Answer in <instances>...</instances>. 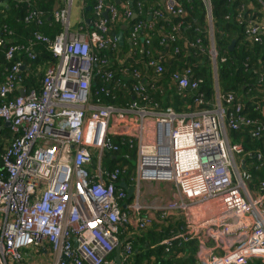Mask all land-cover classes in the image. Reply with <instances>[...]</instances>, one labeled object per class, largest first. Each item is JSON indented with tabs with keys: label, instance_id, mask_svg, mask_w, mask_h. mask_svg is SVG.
Instances as JSON below:
<instances>
[{
	"label": "built area",
	"instance_id": "obj_1",
	"mask_svg": "<svg viewBox=\"0 0 264 264\" xmlns=\"http://www.w3.org/2000/svg\"><path fill=\"white\" fill-rule=\"evenodd\" d=\"M94 1L92 33L83 31L84 20L81 27L70 29L73 0H64L53 13L61 34L50 40L33 33L34 41L46 45L56 60L45 70L40 91L19 87L20 62L9 67L0 83L2 99L17 88L24 94L0 104V124L9 123L12 133L0 157V264H117V249L119 264H134L133 243L122 235L129 228L145 232L157 216L161 221L184 218L179 231L160 244L169 251L172 242L194 240L195 264L264 262V181L258 195L248 191L250 175L235 161L243 149L231 145L226 134L252 124L251 136H264V124L240 116L241 103L228 115L232 94L219 96L212 111L190 114L169 107L156 111L135 103L119 108L92 102L93 77L105 82L113 77L106 53L117 49V41L110 26L133 15L127 6L120 12L110 1ZM201 1L210 13V0ZM85 7L81 0V11ZM164 10L175 18L184 15L179 0H164ZM30 19L27 15L24 22ZM246 26L250 40L259 42L264 17L259 23L248 20ZM142 27L138 23L130 31L133 46ZM167 39L175 41L172 35ZM20 50L33 58L28 48L9 45L5 60ZM209 53L215 57L212 49ZM147 65L162 72L158 62ZM189 74L185 70L173 80L181 90L195 92V108L207 105L201 81ZM131 77L133 94L145 101L143 80L136 70ZM260 83L264 85L262 77ZM113 137H119L118 144ZM121 145L136 153L128 182L122 179L124 170L102 165L103 155L118 154ZM122 182L133 188L129 203H124ZM145 183L168 184L170 195L145 202Z\"/></svg>",
	"mask_w": 264,
	"mask_h": 264
},
{
	"label": "trees",
	"instance_id": "obj_2",
	"mask_svg": "<svg viewBox=\"0 0 264 264\" xmlns=\"http://www.w3.org/2000/svg\"><path fill=\"white\" fill-rule=\"evenodd\" d=\"M107 1L116 4V0ZM179 1L184 15L180 18L174 17L170 23L164 20L165 13H162L160 18L155 14L162 11V0H119L116 4L117 9L122 12V6H127L133 15L125 22L118 21L110 26L112 34L121 31L123 45L117 43L116 50L112 49L106 53L113 77L108 82L100 76L93 77L90 87L92 102L97 101L103 106L119 108H127L135 103L137 106L156 111L170 107L176 113H187L191 110L188 107L193 106L195 92L181 90L173 81V75L182 76L185 70H189L191 79H199L202 82L200 93L209 104L199 109L214 106L215 82L209 54L211 42L207 27V11L201 0ZM94 2L84 0L85 5L91 8ZM4 3H7L6 6ZM63 5L64 0L31 2L0 0V40L4 41L0 46V73L3 72V76L0 75V83L3 82L9 67L15 62H20L23 69L19 72L22 77L19 87L25 92L40 91L45 70L54 65L56 60L46 45L34 41L33 33H39L50 40L61 34L63 28L55 21L53 13L56 8H62ZM262 5L264 0H210L219 94L221 96L232 94L234 97L233 101L226 105V112L228 115L234 113V105L241 103L243 107L239 112L240 116L264 124V85L260 83L261 77L264 81V32L259 34V42L250 40L246 32L248 20L259 23L263 19ZM85 8L82 10L84 20L82 27L84 32L90 34L93 31L90 24L95 16L92 10L86 11ZM27 15H30L31 19L26 23L24 19ZM149 15L155 17V20L148 21ZM179 22L181 25L178 31H172ZM138 23L143 27L136 45L133 46L131 42L125 43L127 39L124 38L129 39L132 27ZM78 27H81V23L71 25L70 29L76 30ZM168 35L174 36L175 41L169 42ZM231 42H234V46L229 50ZM9 45L28 48L33 58L30 59L25 51L20 50L11 61H6L4 56ZM91 49L95 55L100 56L101 51L93 46ZM175 50L178 51L175 53ZM166 54L171 56L170 60L166 59ZM222 59L224 61H221ZM149 61L158 62L162 72L158 73L154 67L147 65ZM134 70L140 80H143L147 96L145 101L137 98L132 92L135 81L131 74ZM18 90L19 88L15 89L5 99L0 98V104L19 95ZM222 104L225 105L224 102ZM253 128L252 124L241 125L236 131L229 129L227 135L231 144L241 145L243 149L238 157L245 156L244 168L250 175V180L246 182L248 189L260 192V184L264 181V136L252 137ZM112 139L116 144L120 141L119 137ZM6 145L3 146L0 142V157ZM119 147L118 154L103 155L102 165L109 170L114 168L124 170V175L121 176L128 182L129 177L134 174L136 153L134 148L127 145ZM248 152L252 158H249ZM256 155L260 156L259 160ZM164 223H168L164 229L157 230L160 227L157 224L140 233L133 241L136 250L134 264H142L143 261L144 264H195L194 253L197 244L194 240L172 242L169 252L163 245L156 246L158 242L176 233L181 226V222L172 217L165 219ZM248 264L264 263L254 260Z\"/></svg>",
	"mask_w": 264,
	"mask_h": 264
},
{
	"label": "crops",
	"instance_id": "obj_3",
	"mask_svg": "<svg viewBox=\"0 0 264 264\" xmlns=\"http://www.w3.org/2000/svg\"><path fill=\"white\" fill-rule=\"evenodd\" d=\"M11 1H13V2H15V1H23V2H31L32 0H11ZM74 1V0H73ZM80 1L81 0H77V13H76V17H75V19H74V21L73 22H71V25L72 26H74V25H77V24H79L82 20H83V16H82V11H81V9H80ZM8 2H9V0H8ZM5 4V6H6V4L7 3H4ZM55 6H57V4L55 5ZM161 7H162V11H158V12H155V14H156V16L158 17V18H160V17H162L161 15H162V13H165V15H164V20L165 21H169L170 23H171V21L173 20V16H170L169 14H167L166 13V11L164 10V0H162V2H161ZM155 17H153L152 15H149L148 16V21H151L152 19L153 20H155L154 19ZM167 27V26H166ZM165 27V28H166ZM124 36V35H123ZM124 39H127L126 41H125V43L127 42H129V40H128V37H125ZM123 42V41H122ZM129 44V43H128ZM121 45H123V43L121 44ZM184 57H187V56H184ZM166 59H168V60H170L171 59V56H169L168 54H166ZM169 63V62H168ZM170 64V63H169ZM0 75H1V77L3 76V72H1L0 73ZM123 78H124V74H123ZM4 80H5V77H4ZM3 80V81H4ZM175 82V81H174ZM176 83V82H175ZM215 101H216V98H215ZM191 107H188V109H190ZM263 118H264V111H263ZM11 139H12V133H11V131H10V128L6 125V124H2L1 126H0V142L3 144V146H5L6 144L8 145L9 144V142L11 141ZM231 144V143H230ZM6 145V146H7ZM247 155H251L249 152L247 153ZM249 158H252L251 156L249 157ZM258 160V159H257ZM235 161H236V163H237V165H238V167H239V169H240V171H246L245 170V168H244V163H245V156H243L242 155V157H238V155H236L235 156ZM242 162V165H243V169L241 168V166H240V163ZM246 187H247V185H246ZM247 189H248V187H247ZM168 190H170V186H168ZM248 191L251 193V194H254V195H258L260 192H257V191H255V192H252V191H250L249 189H248ZM157 216V215H156ZM159 216H157V219H156V222L155 223H153V225L152 226H149L148 228H147V230L148 229H150V228H152L153 226H157V224L160 226L157 230H159V229H164V227H167L168 226V223H164V220H160L159 218H158ZM172 218H176V219H178L179 220V222H181V226L179 227V229L183 226V222H184V218L183 217H178V216H174V217H172ZM172 231V230H171ZM179 231V230H178ZM177 231V232H178ZM173 232V231H172ZM171 232V233H172ZM176 232V233H177ZM175 234V233H174ZM123 237H124V239H127V240H131L132 241V243H133V241L134 240H136L137 239V237L138 236H140L139 235V233H137V232H135L134 230H132V228H129L128 229V231L127 232H124L123 233V235H122ZM172 236V235H171ZM189 241H191V240H189ZM162 241H160V242H158V244L156 245V246H158V245H161L160 243H161ZM210 245H212V244H210ZM164 246V245H163ZM134 247V246H133ZM196 250H197V248H196ZM136 251V250H135ZM169 252V251H168ZM196 252V251H195ZM194 257H195V253H194ZM196 260V259H195ZM261 263H264L263 261H260ZM142 264H144V261L142 262Z\"/></svg>",
	"mask_w": 264,
	"mask_h": 264
},
{
	"label": "water",
	"instance_id": "obj_4",
	"mask_svg": "<svg viewBox=\"0 0 264 264\" xmlns=\"http://www.w3.org/2000/svg\"><path fill=\"white\" fill-rule=\"evenodd\" d=\"M119 2V0H116V3H118ZM85 10L86 11H91V7H86L85 8ZM104 15L106 16V12L104 13ZM88 23H89V20L87 21ZM208 28H209V33H210V42H211V49H212V52L213 53H215V50H214V47H213V32L211 31V24H212V22H211V13L210 14H208ZM115 38H116V41H117V43L119 44V45H121L123 42V38H122V33H121V31L120 32H118V33H116L115 34ZM234 46V42H231V44L229 45V50H231L232 49V47ZM215 55H216V53H215ZM212 63H213V71H214V82H215V95H216V98H218L219 97V91H218V85H217V77H216V64H215V60H214V57H213V60H212ZM22 69V68H21ZM19 95H21V96H23L24 94H23V91L22 90H20L19 91ZM6 125L9 127L10 125H9V123H6ZM240 166H241V168L243 169V165H242V162L240 163ZM120 186H121V188H123L125 191H126V193H127V198L128 199H130V197H131V195H132V193H133V188H128L127 186H126V184H124L123 182L122 183H120ZM118 252H119V250L117 249L116 251H115V260H116V263L117 264H119V256H118Z\"/></svg>",
	"mask_w": 264,
	"mask_h": 264
},
{
	"label": "rangeland",
	"instance_id": "obj_5",
	"mask_svg": "<svg viewBox=\"0 0 264 264\" xmlns=\"http://www.w3.org/2000/svg\"><path fill=\"white\" fill-rule=\"evenodd\" d=\"M77 0L73 1V4L71 6V11H70V24L71 22L74 21L75 17H76V13H77ZM208 27V24H207ZM211 31L213 32V28L211 29ZM213 47H214V41H213ZM215 50V48H214ZM213 69V66H212ZM212 75H213V80H214V71H212ZM174 188L172 187L173 191ZM142 192L144 193L142 195V199L145 202H149V200H152L156 197L160 198V199H166L168 197V195H170V192L168 191V184H164L161 183L160 185H155L154 184H143L142 187ZM162 197V198H161Z\"/></svg>",
	"mask_w": 264,
	"mask_h": 264
},
{
	"label": "clouds",
	"instance_id": "obj_6",
	"mask_svg": "<svg viewBox=\"0 0 264 264\" xmlns=\"http://www.w3.org/2000/svg\"><path fill=\"white\" fill-rule=\"evenodd\" d=\"M119 3V2H118ZM118 3H116V4H118ZM87 7V6H86ZM88 7H90V6H88ZM91 10H92V8H91ZM211 12V11H210ZM208 14H210L209 12L207 13V23H208ZM106 15H107V13H106ZM209 24V23H208ZM91 25V24H90ZM211 26H212V24H211ZM211 28H213V27H211ZM208 32H209V28H208ZM114 34V33H113ZM114 36H115V34H114ZM129 36V35H128ZM209 36H210V33H209ZM116 39V38H115ZM129 40V39H128ZM128 43H130V41L128 42ZM115 50V49H114ZM113 50V51H114ZM211 50V49H210ZM216 53V52H215ZM210 54V53H209ZM210 57H211V61L213 60V57L210 55ZM214 60H215V64H216V55H215V57H214ZM212 66H213V63H212ZM22 69H23V67H22ZM216 77H217V66H216ZM199 80V79H198ZM174 81V80H173ZM202 83V82H201ZM201 85V84H200ZM217 85H218V83H217ZM20 91V90H19ZM218 91H219V89H218ZM219 96H221L220 94H219ZM204 97V96H203ZM215 98H216V95H215ZM204 100H205V98H204ZM205 102L207 103V105H203V106H199V107H196L195 108V106H194V104H193V106L190 108L191 110L190 111H188L186 114H190V113H193V112H201V111H212V110H214L218 105H219V97L218 98H216V101H215V103H214V106L212 107V108H205V109H199V108H202V107H207L209 104H208V102L205 100ZM222 100H221V105H222ZM243 107V106H242ZM170 108V107H169ZM228 131V130H227ZM227 131H226V134H227ZM227 139H228V135H227ZM228 142H229V140H228ZM230 143V142H229ZM231 145H233V144H231ZM234 145H236V144H234ZM135 167V166H134ZM134 171H135V168H134ZM133 194V193H132ZM127 200V201H126ZM132 201V195H131V197H130V199H128V198H126L125 199V201H124V203H129V202H131ZM134 248V247H133ZM135 250V249H134ZM136 252V251H135Z\"/></svg>",
	"mask_w": 264,
	"mask_h": 264
}]
</instances>
